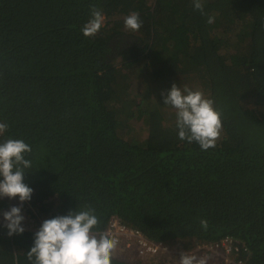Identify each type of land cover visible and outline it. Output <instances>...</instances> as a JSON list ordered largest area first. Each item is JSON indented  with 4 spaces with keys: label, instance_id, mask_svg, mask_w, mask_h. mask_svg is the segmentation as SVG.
I'll list each match as a JSON object with an SVG mask.
<instances>
[{
    "label": "trees",
    "instance_id": "16d2710c",
    "mask_svg": "<svg viewBox=\"0 0 264 264\" xmlns=\"http://www.w3.org/2000/svg\"><path fill=\"white\" fill-rule=\"evenodd\" d=\"M201 2L203 13L193 0H0V142L30 145L27 204L47 219L92 208L93 230L116 214L169 245L230 235L244 264H264V0ZM93 6L105 22L85 37ZM131 12L138 31L124 26ZM180 79L214 101V147L179 138L161 92ZM134 116L142 138L127 134ZM8 206L0 197V214ZM3 225L0 264H30L37 230L8 236Z\"/></svg>",
    "mask_w": 264,
    "mask_h": 264
},
{
    "label": "clouds",
    "instance_id": "9594fccd",
    "mask_svg": "<svg viewBox=\"0 0 264 264\" xmlns=\"http://www.w3.org/2000/svg\"><path fill=\"white\" fill-rule=\"evenodd\" d=\"M195 9L204 11L201 0H193ZM105 16L96 6L91 8V18L82 26L85 37L95 36L104 25ZM212 17H209V23ZM139 14L131 12L124 17V26L138 31L142 25ZM163 104L176 110V128L181 140L197 142L202 150L214 147L222 127L220 113L214 107V101L206 98L203 92L188 86L183 89L172 83L170 89L161 92ZM8 125L0 122V135ZM31 152L29 144L22 139H5L0 142V197L19 199V206L12 205L3 212L4 227L8 236L22 234L25 231L22 206L30 201L34 189L24 182V174L31 169L32 162L26 158ZM201 227L208 228L207 220L200 221ZM98 224L94 209L81 211L69 209L65 215H56L43 220L34 233V241L26 252L30 264H111L112 252L116 241L108 232L94 234ZM179 264H207L204 257L179 252Z\"/></svg>",
    "mask_w": 264,
    "mask_h": 264
},
{
    "label": "built area",
    "instance_id": "2783aa9c",
    "mask_svg": "<svg viewBox=\"0 0 264 264\" xmlns=\"http://www.w3.org/2000/svg\"><path fill=\"white\" fill-rule=\"evenodd\" d=\"M92 231L94 234L104 231L108 232L110 238L114 239L116 244L121 243L123 245L121 249H123L125 253L131 250L132 253L140 255L141 258L161 252H170L168 248L169 244L146 237L138 227L122 222L116 214L110 215L103 229ZM194 247L204 250V253H215L220 256L224 264H244L243 257L240 256V254L245 248V245L241 240L233 236L225 235L209 243H195ZM112 254L118 255L116 250H114ZM121 258H123V256Z\"/></svg>",
    "mask_w": 264,
    "mask_h": 264
},
{
    "label": "rangeland",
    "instance_id": "374dc122",
    "mask_svg": "<svg viewBox=\"0 0 264 264\" xmlns=\"http://www.w3.org/2000/svg\"><path fill=\"white\" fill-rule=\"evenodd\" d=\"M194 82L196 81H190L189 83L194 84ZM177 83H180L181 89H183L184 86H187L186 82L183 79L178 80ZM129 121L132 124V126H134V128H133V131L127 134L134 135L138 138L144 137V135L146 134V128L143 125L142 120L137 119L134 116V117H131ZM125 124L128 125V122L126 121ZM124 129L126 130V127L123 125L121 131L123 132ZM220 133H221V130H220ZM8 200L10 202V206L5 208L3 212L6 210H9L12 205L19 206L20 204L18 197L14 199L8 198ZM22 214L25 217L24 221L22 222L24 228L31 229V230H38L43 220L47 219V215L45 213L39 212L37 210V207L35 206L30 207L29 204H27V201L23 203ZM0 220L4 221L3 213L0 214ZM193 243H194V240L190 238H183L180 241L172 242L168 246L170 254L168 255V259L165 261L164 264H179V252L181 250H187L189 253H194L197 256L206 258L207 264H224L220 256L216 255L215 253L213 254L208 253V252L204 253V250L195 248ZM122 246L123 245L121 243H117L114 248V250H116V253L118 254L117 257L121 258L123 256V258L125 259L133 260L135 262H140L141 260L140 255H137V254L135 255V253H132L131 250L125 253L123 249H121Z\"/></svg>",
    "mask_w": 264,
    "mask_h": 264
}]
</instances>
